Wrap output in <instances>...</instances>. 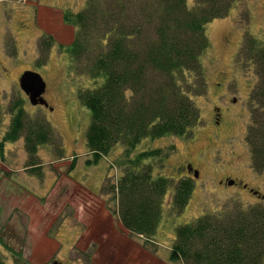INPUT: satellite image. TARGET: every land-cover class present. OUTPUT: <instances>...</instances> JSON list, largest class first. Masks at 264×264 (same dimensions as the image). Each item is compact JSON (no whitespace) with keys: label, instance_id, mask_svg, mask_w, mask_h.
I'll return each mask as SVG.
<instances>
[{"label":"rangeland","instance_id":"374dc122","mask_svg":"<svg viewBox=\"0 0 264 264\" xmlns=\"http://www.w3.org/2000/svg\"><path fill=\"white\" fill-rule=\"evenodd\" d=\"M186 1L188 6L193 4ZM85 2L0 0V263L181 264L170 260L178 226L225 209L259 206L264 212L261 200L239 186L219 183L227 178L242 180L264 193L246 142L253 110L264 111L261 102L252 100L259 76L255 59L250 58L258 49L252 47L247 53L241 47L247 33L264 45V0H242L247 25L238 12L239 4L226 17L205 25L208 46L199 61L207 90L192 99L201 118L191 135L143 138L129 154L118 143L97 163L86 145L90 111L77 96L79 89L91 88L95 82L80 75L76 67L71 69L65 46L75 28L62 16L63 11L82 9ZM46 36L54 41L45 65L37 66ZM8 39L12 45L6 43ZM25 70L42 76L45 104H31L20 89L18 78ZM17 100L30 118L46 120L51 137L59 139L61 146L48 141L30 159L24 130L15 141L4 140ZM216 106L222 111L218 127L213 118ZM155 149L162 157L152 160L154 174L170 178L171 186L156 231L146 238L129 234L121 225L116 191L109 185L128 169L129 158ZM32 161L35 169H31ZM186 163L197 170L198 177L182 176L180 168ZM185 178H190L192 191L183 211L176 214L170 208L173 186ZM32 186L40 196L30 192ZM24 195H33L38 202Z\"/></svg>","mask_w":264,"mask_h":264},{"label":"trees","instance_id":"16d2710c","mask_svg":"<svg viewBox=\"0 0 264 264\" xmlns=\"http://www.w3.org/2000/svg\"><path fill=\"white\" fill-rule=\"evenodd\" d=\"M234 4H239L238 12L247 25L242 0H193L191 6L186 0H86L78 11H63V20L75 28L72 41L65 46L71 69L76 67L79 74L95 82L77 92L90 111L86 145L93 163L118 143L129 154L143 138L192 134L201 118L192 99L204 96L207 90L199 61L208 46L204 28L212 20L226 17ZM53 41L51 36L44 38L37 66L45 65ZM6 43L12 45V40ZM241 47L247 53L252 47L258 49L250 58L255 59L259 76L252 100L261 102L264 109V45L247 33ZM13 106L16 112L4 140L15 141L24 130L30 159L37 156L38 146L48 141L61 146L59 139L51 137L45 119L40 123L30 118L18 100ZM252 114L247 142L256 168L264 154V111L253 110ZM161 155L155 149L129 158L128 169L109 185L116 191L117 217L131 235L149 238L156 231L171 186L170 178L153 171L152 160ZM33 161L31 169L36 167ZM191 191L190 179L173 186L172 211H183ZM262 212L259 206L225 209L178 226L170 260L181 264H263L264 217L258 216Z\"/></svg>","mask_w":264,"mask_h":264},{"label":"flooded vegetation","instance_id":"af4514ba","mask_svg":"<svg viewBox=\"0 0 264 264\" xmlns=\"http://www.w3.org/2000/svg\"><path fill=\"white\" fill-rule=\"evenodd\" d=\"M221 117H222L221 108L216 106L214 108L213 118H214V122H215L217 127L220 126ZM248 132H249V130H248ZM248 132H247V135H248ZM247 135H246V142H247ZM247 144H248V142H247ZM248 146H249V144H248ZM249 151H250V158H251V149H250V147H249ZM263 157H264V154H261L260 157H259V160L257 162L255 171L257 172V174H258L257 177L259 179V182L262 183V188L264 189V158ZM251 165H252V159H251ZM180 170H181V172L183 171L181 173L182 176H185L187 178L191 174L194 176V178L198 177L197 176V170H195V169L192 170V166L189 163H186L185 166H182L180 168ZM229 182H233V183L232 184H228ZM219 183L220 184H226L228 186H239L241 189L246 191L254 199L259 200V201L261 200V202H264V193L259 190V187H257V188L251 187L247 183L242 182V180H235V179H231V178L220 180ZM259 215L261 217H264V212H262L261 214H258V216ZM52 263L53 264H58L59 262L57 263L56 261L53 260ZM263 264H264V262H263Z\"/></svg>","mask_w":264,"mask_h":264},{"label":"water","instance_id":"95a60500","mask_svg":"<svg viewBox=\"0 0 264 264\" xmlns=\"http://www.w3.org/2000/svg\"><path fill=\"white\" fill-rule=\"evenodd\" d=\"M20 89L27 95L31 104H45L43 93L45 91V82L42 76L34 71L25 70L18 78ZM229 182L228 184H232Z\"/></svg>","mask_w":264,"mask_h":264},{"label":"crops","instance_id":"0c3cea01","mask_svg":"<svg viewBox=\"0 0 264 264\" xmlns=\"http://www.w3.org/2000/svg\"><path fill=\"white\" fill-rule=\"evenodd\" d=\"M60 13H61V11H60ZM11 37V36H10ZM68 181L69 182H72L71 180H69L68 179ZM30 192H32V193H34L33 195L34 196H40V193H39V190H38V188H34L33 186H32V188L30 189ZM33 195L31 196V195H24V196H22V198H26V200H28V201H30V200H34L35 202H38V199H35L34 197H33ZM47 195V194H46ZM44 197H45V195H44Z\"/></svg>","mask_w":264,"mask_h":264}]
</instances>
